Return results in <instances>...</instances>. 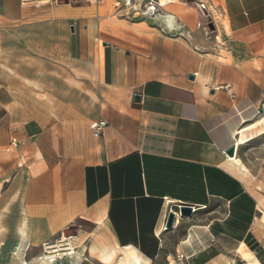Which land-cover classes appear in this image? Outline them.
I'll return each mask as SVG.
<instances>
[{
    "label": "crops",
    "instance_id": "crops-1",
    "mask_svg": "<svg viewBox=\"0 0 264 264\" xmlns=\"http://www.w3.org/2000/svg\"><path fill=\"white\" fill-rule=\"evenodd\" d=\"M126 1L63 0L52 9L72 20L55 30L68 62L98 69V93L88 85L86 109L52 89L85 80L78 68L33 77L20 72L46 97L34 116L31 101L0 85V256L2 241L17 264H28V253L48 240H56L50 245L56 253H67L57 244L68 242L75 254L80 246L72 242L90 236L103 261L112 259L111 245L143 263L165 257L168 264H247L245 254L264 264L249 173L236 164L237 150L226 154L242 127L264 118V0H211L224 20L220 50L192 33L183 4L172 2L171 12L155 19L154 32L145 33L142 22L117 19L129 9ZM37 13L21 0H0V22L30 35L25 47L42 50L47 39L32 45L33 33L45 29L33 18ZM18 41L15 35L9 41L10 62H30L16 54ZM61 56L57 51L56 64ZM31 88L23 94L31 96ZM100 118L108 127L97 142L57 150L76 132L90 138V125ZM260 129L264 122L252 131ZM182 206L191 216L179 214ZM170 212L175 220L166 228ZM72 227L76 232L68 234Z\"/></svg>",
    "mask_w": 264,
    "mask_h": 264
},
{
    "label": "rangeland",
    "instance_id": "rangeland-1",
    "mask_svg": "<svg viewBox=\"0 0 264 264\" xmlns=\"http://www.w3.org/2000/svg\"><path fill=\"white\" fill-rule=\"evenodd\" d=\"M22 1L23 3L28 4V6L33 9V13H36L38 11L37 15L33 16V18H35L36 21H39L42 27L45 28L42 33H33L32 45H34V43H41L39 41L41 37L42 39H47L48 41L42 42V50L39 46H37V48L32 47V49H30L28 47H25L24 45L29 43V40L31 39L30 35L25 36L20 32H9V27H7L8 24L5 22H0V85L6 87L8 85H11L12 87H15L17 93L19 94L18 98L26 102L31 101L33 106L32 115L34 116L39 114V112L37 111H39L40 107L43 105V102L46 101V97L39 95L41 92L40 89L42 88H34L30 84L31 80L27 81L29 79L23 77L24 75L20 72L26 71L27 74L31 73L29 75L33 77L39 72H55L57 70V67L63 68L65 72H74L78 68L82 72H87V78L85 80L78 79L77 81H72L74 82L73 84H75L73 86L74 88H70V86L67 85L65 87L59 86L58 88L56 86H53L52 89L53 93H56L58 95V98L59 96L62 97V94H69L74 99V101L69 103H74L77 106L82 105L86 109L88 101L87 99L83 101V99L88 95V85L90 88L91 86L95 85L96 92L98 93V85L100 84L98 80V69L96 68V65L93 67L92 64L72 65L70 62H68L67 59L68 48H66V45L63 48L57 46V38L55 36L57 33L55 30L59 29L57 27H61L60 24L63 25V27H68L72 22V20H66V18L68 17V14L66 12L56 13L55 10H52L53 8L57 9L58 7H63V0H21V2ZM160 1L163 0H127L126 7L129 9L125 14L118 15L117 19H122L134 23L137 21L142 22L144 24V27L140 28L145 30V33H151L153 31L151 30L152 28H157V22H155V19L163 16V14L170 13V5L172 2L176 4L181 3L184 7V14L189 16V18L192 20V27H189L192 33L200 37L203 41L206 40L211 43L213 42L217 50L223 48V41L221 40V38H219L218 31L221 27H224V20L215 1L170 0V3H168L164 7H159L158 5H156V3H159ZM37 4H39L40 8H38L39 6ZM150 5H153L156 8L153 16H151L150 12L147 13L146 8L150 7ZM202 6H205L206 12L203 11V9L201 8ZM129 28L130 27H120V29L122 30H126ZM10 29H12V27H10ZM15 29L17 30L18 27H16ZM59 34L61 36V32H59ZM14 35L16 39H21V41H18L15 44V46H17V49L15 48L16 54H18V52H21L22 56L26 54L25 59L30 60V62H27L25 64L10 62L13 55H11L12 52L9 49L13 48L12 46L14 44L13 42L10 43L9 41H11V37H13ZM23 36H25V39ZM58 43L64 44L66 43V41L63 40L62 42L60 40V42ZM55 51H60V55H62L60 58L63 57V60H60L63 61V63L56 64ZM90 53L94 54V56L97 55L96 51H90ZM70 81L71 79H69L67 82L69 83ZM32 82H34V80ZM79 83H82L84 85L81 88H78L77 85H81ZM30 86L32 87L30 94L31 96L27 95V92L26 95H24L23 93H25L26 91L25 88H29ZM95 96L96 108L98 110V94H96ZM51 98L55 100V96ZM84 102H87V104H83ZM61 124L65 125L63 123ZM72 136L68 139V143H54L60 153L76 150L81 151L85 148L89 140H91V142H97L98 140L94 139L92 135L90 136V138H88L83 131H80V133L76 132ZM72 139L74 140V142L70 143L72 142ZM236 147L237 154L239 156V159L241 160L239 161L243 163V166L247 169V173L250 174H248V177L249 179H251L252 190L258 201L257 221L261 225L257 227V231L260 233L261 237L264 238V136L258 137L248 143H245L242 146ZM75 232V228L72 227L69 229L68 234H74ZM61 236L59 238L60 240ZM63 239L67 240L68 238ZM55 242L56 240H48L43 245L39 246L40 248L36 251H30L27 255L28 264H42L40 262L43 261H40V259L44 255L43 253L46 251V246H50V244L53 243L56 244ZM81 242L82 240H76L75 242H72L73 246H80L79 249H76L75 254L65 255L66 252H61L63 253V256L58 259V264H168L165 260V257H162L161 259L153 262L143 263V261L134 256L132 252H130L129 254V251L127 252V250H115L111 247V245H109L110 247L107 248L112 253V259H109V261H103V256L100 255V252L96 253L95 251L94 246L97 243L95 237L89 236L84 240V243ZM4 243L5 242L2 241V253L0 256L2 262L0 263L17 264V257L10 254V247L5 245ZM66 244H68V242L60 243L57 245H64V248H66ZM240 256L246 260L247 264H258V262L254 260L251 255L242 254ZM169 260L170 264H174L171 259Z\"/></svg>",
    "mask_w": 264,
    "mask_h": 264
},
{
    "label": "bare ground",
    "instance_id": "bare-ground-1",
    "mask_svg": "<svg viewBox=\"0 0 264 264\" xmlns=\"http://www.w3.org/2000/svg\"><path fill=\"white\" fill-rule=\"evenodd\" d=\"M169 2V1H168ZM166 2L161 1L162 5H165ZM151 7V6H150ZM148 8V12L152 13L151 15L153 16V14L155 13L156 9L153 8ZM164 7V6H163ZM168 16V15H167ZM168 21L170 22L171 19L168 18ZM264 122V118L260 119L256 122H254L253 124L246 126V127H242L236 134V145L235 148L237 150L236 146H242L245 143H248L249 141H251L254 138L260 137L262 135H264V129H260L258 131L253 132L252 129L261 125ZM236 164L239 165L243 171V173H247V169L241 164V162L236 159ZM256 225L261 226L258 221L256 220ZM49 245V244H48ZM51 245V244H50ZM46 246V245H45ZM55 246V244H54ZM60 246V245H59ZM46 251L43 253L44 255L41 257L42 261H45L48 264H52V263H56L57 259H60L61 256H63V254H60L59 252L56 253L55 248H53V246H46ZM62 249V248H61ZM66 250L69 251L67 253H65V255H72L74 254V250L71 246H67ZM128 252V251H127ZM130 254V251H129ZM130 256V255H129ZM132 256V254H131ZM135 256V255H134ZM127 257V256H126ZM132 258V257H131ZM130 260V259H129ZM135 261V260H134ZM54 263V264H55Z\"/></svg>",
    "mask_w": 264,
    "mask_h": 264
},
{
    "label": "water",
    "instance_id": "water-1",
    "mask_svg": "<svg viewBox=\"0 0 264 264\" xmlns=\"http://www.w3.org/2000/svg\"><path fill=\"white\" fill-rule=\"evenodd\" d=\"M190 78L192 79V76H190ZM134 100L137 102V101L140 100V97L138 95H134ZM263 111H264V106L259 111V113L261 114ZM226 154L229 157H234L235 154H236V148H235V146H231L229 149H227L226 150ZM191 211H192V209L190 207L182 206V207L179 208V214L182 217H189V216H191ZM174 220H175V212H170L168 214V217H167L166 228H171Z\"/></svg>",
    "mask_w": 264,
    "mask_h": 264
},
{
    "label": "built area",
    "instance_id": "built-area-1",
    "mask_svg": "<svg viewBox=\"0 0 264 264\" xmlns=\"http://www.w3.org/2000/svg\"><path fill=\"white\" fill-rule=\"evenodd\" d=\"M158 4L159 3H156V5H158ZM150 6H152V5H150ZM148 8H146L147 9V13H149L148 12ZM107 127H108L107 122L104 119L100 118V119L96 120L95 122H93L90 125V133H91V135H92V137L94 139H100L101 137H103V135H104L105 130L107 129ZM10 144L11 145H15V141H11Z\"/></svg>",
    "mask_w": 264,
    "mask_h": 264
}]
</instances>
